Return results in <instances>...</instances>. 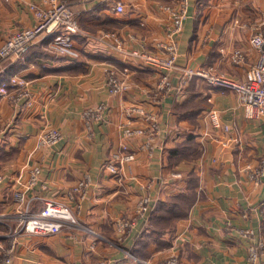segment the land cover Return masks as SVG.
Returning <instances> with one entry per match:
<instances>
[{"label": "crops", "instance_id": "0c3cea01", "mask_svg": "<svg viewBox=\"0 0 264 264\" xmlns=\"http://www.w3.org/2000/svg\"><path fill=\"white\" fill-rule=\"evenodd\" d=\"M45 1L0 0V46L32 25L36 12L31 5L42 8ZM66 1L83 28L74 39L76 55L57 53L50 36L41 35L19 55L0 60V84L16 74L28 80V96L16 88L0 95V264H93L99 259L156 264L173 255L183 264H247L252 240L244 231L251 229L264 241V175L255 181L249 168L264 155V120L247 117L236 93L184 76L187 69L212 67L243 79L260 58L251 39L264 30V0H189L176 37L171 88L159 87L166 71L145 63L141 54L167 56L159 44L169 42L171 15L164 5L174 0ZM118 1L126 6L122 14L113 10ZM237 50L244 55L239 63L233 61ZM111 71L130 84L126 92L111 93ZM100 104L104 118L89 135L83 112ZM196 104L201 110L181 113V105L192 109ZM212 108L228 130L212 126L207 116ZM145 112L161 128L153 149L146 147L145 136L125 133L148 125ZM47 128L62 135L51 146L40 141ZM122 143L130 145L136 159L124 164L119 181L103 164ZM179 146L195 150L192 156H173ZM36 167L41 172L31 183ZM86 175L90 180L83 194L70 200V189ZM15 191H24V203L15 201ZM144 194L152 203L161 201L160 208L140 218L119 241L114 221L133 216ZM181 194L193 196V204L161 229L156 220L162 218L163 204ZM49 199L70 205L76 225L58 234L18 232L19 215L39 211ZM7 253L11 262L4 263ZM257 264H264V254Z\"/></svg>", "mask_w": 264, "mask_h": 264}, {"label": "built area", "instance_id": "2783aa9c", "mask_svg": "<svg viewBox=\"0 0 264 264\" xmlns=\"http://www.w3.org/2000/svg\"><path fill=\"white\" fill-rule=\"evenodd\" d=\"M83 2H92L95 0H81ZM45 6L39 8L31 5L36 12L35 22L27 27H23L3 40L0 46V58H8L19 55L27 46L35 42L41 35L50 36L51 46L57 53L76 55L74 49L75 36L82 33L80 22L76 11L72 5L66 0H46ZM165 9L170 12L171 25L169 26L168 36L169 42L160 43L167 56L160 57L157 54L142 53L145 63L161 68L163 71L162 80L159 84L161 88H171V74L176 67V59L178 57V41L176 37L181 33L184 22L188 15L189 0H174L172 4L164 5ZM125 3L118 1L114 6L117 14L125 12ZM252 46L260 52V58L257 63L250 67L243 79L226 76L217 73L212 67L202 68L200 70L187 69L185 76L187 80L198 76L203 78L211 89L219 92L232 91L236 93L246 109V116L249 118H261L264 120V30L256 33L251 39ZM244 55L240 50L233 54V61L239 63L243 61ZM127 68L124 69L126 72ZM28 80L21 75H14L7 81L0 84V95H6L11 88L21 91V96H28L27 92ZM108 85L112 94H120L126 92L130 88V84L125 78L119 76L117 72L111 71L108 78ZM105 106L100 104L96 108H88L83 112L85 125L89 135H93L95 123L102 120ZM207 116L215 129L228 130L229 126L222 124L220 115L216 109H210ZM146 127L127 128L125 133L127 137L145 136L147 142L146 147L153 149V141L160 135L161 128L158 119L151 114L145 112ZM61 132L56 128H47L40 137V141L44 145H53L61 138ZM136 159V152L128 143H122L120 149L115 152L103 164L106 170L116 176L119 181H123V166ZM252 170L251 178L259 181L264 175V155L259 158L255 166H249ZM41 170L36 167L30 177L31 183L38 181ZM90 180L86 175L76 186L69 191V199L75 200L77 194H83L84 189ZM15 201L19 204L25 202L24 191H15L13 193ZM150 194L140 196L137 201L135 214L129 217H120L114 221L116 236L119 241H125L126 238L135 230L140 218H145L150 213L152 204ZM18 232L46 235L58 234L65 229L73 228L77 223V215L73 208L61 201L49 199L46 200L43 207L36 212L27 210L19 215ZM244 234L251 237L252 242L248 246L249 254L247 256V264H257L264 254L263 239L255 238V233L251 229H246ZM4 263L11 262V255H5ZM93 264H111L108 259H99ZM157 264H183L178 256H169L161 259Z\"/></svg>", "mask_w": 264, "mask_h": 264}, {"label": "trees", "instance_id": "16d2710c", "mask_svg": "<svg viewBox=\"0 0 264 264\" xmlns=\"http://www.w3.org/2000/svg\"><path fill=\"white\" fill-rule=\"evenodd\" d=\"M9 58V57H8ZM8 58H0V60L3 59H8ZM200 79L201 81L203 80V78L198 77V76H194L193 79ZM189 100H187L184 104H188ZM203 108V106H202ZM181 113L184 114L185 112L187 113H192L194 112V110H201V104H196V106H194L192 109H190L187 105H181ZM203 110V109H202ZM210 109H208L209 111ZM207 111V112H208ZM193 135L190 134L188 137L192 140ZM191 147H180L174 149L173 152V156L177 155V157H185V156H192V152L195 150L194 146L190 149ZM194 202V197L191 196L190 194H181V195H177L174 197H170L168 199V202L165 201V203L163 204V208H164V212L161 214L162 218L157 219L156 223L161 225V229L164 228V225H168V224H172V220L170 218L174 217V216H185L186 212H188L189 208L191 207V205ZM160 203L159 202H154L151 204L150 207V213L153 212L155 209H159L160 208Z\"/></svg>", "mask_w": 264, "mask_h": 264}, {"label": "rangeland", "instance_id": "374dc122", "mask_svg": "<svg viewBox=\"0 0 264 264\" xmlns=\"http://www.w3.org/2000/svg\"><path fill=\"white\" fill-rule=\"evenodd\" d=\"M80 27H81V23H80ZM83 30V28L81 27V31ZM94 263V262H93ZM157 264V263H156Z\"/></svg>", "mask_w": 264, "mask_h": 264}]
</instances>
